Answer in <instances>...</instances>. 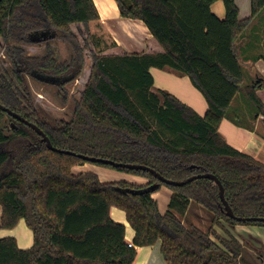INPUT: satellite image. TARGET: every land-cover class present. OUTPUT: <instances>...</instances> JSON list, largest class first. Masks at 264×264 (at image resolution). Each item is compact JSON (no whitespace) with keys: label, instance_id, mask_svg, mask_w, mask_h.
Wrapping results in <instances>:
<instances>
[{"label":"trees","instance_id":"trees-1","mask_svg":"<svg viewBox=\"0 0 264 264\" xmlns=\"http://www.w3.org/2000/svg\"><path fill=\"white\" fill-rule=\"evenodd\" d=\"M115 1L123 18L148 27L161 51L104 48L90 29L99 19L92 0H2L0 52L11 68L0 74L1 105L37 125L60 150L145 165L176 182L213 174L235 216L264 218V164L229 145L219 131L244 86L235 44L251 20H239L236 0ZM218 1L225 6L224 19L212 10ZM251 6L254 17L264 0H251ZM60 42L68 46L62 58L53 45ZM40 44L46 46L43 55L27 52ZM152 68L188 76L207 101V113L200 115L167 91L155 93ZM29 78L55 89L59 102L50 114ZM78 84L76 96L70 87ZM260 84L257 80L246 91L257 118L264 117L256 92ZM86 163L49 150L34 129L0 109L1 227L13 229L25 220L34 237L27 250L15 238L0 239V264H135L138 247L158 242L166 264H241L244 246L223 221L264 227L229 218L211 179L170 186L147 171L97 163L149 180L103 183L95 173H74ZM154 184L160 186L147 191ZM163 186L172 191L166 214L152 197ZM193 206L208 215L212 225L206 231L186 220ZM112 208L125 212L135 231L132 246L125 225L111 218Z\"/></svg>","mask_w":264,"mask_h":264},{"label":"crops","instance_id":"crops-1","mask_svg":"<svg viewBox=\"0 0 264 264\" xmlns=\"http://www.w3.org/2000/svg\"><path fill=\"white\" fill-rule=\"evenodd\" d=\"M92 1L99 14V19L90 23L91 32L96 35L97 31H101L104 35V39L107 40V45H117L118 52L128 54H143L161 51V47L152 38V34L148 27L141 20L123 18L120 15L119 7L115 0ZM236 4L239 8V20L245 21L250 19L251 22L249 27L237 40L235 44V53L243 68L244 75L247 71L246 75L252 79L249 86L254 85L257 80L261 81L256 92L264 104V8L259 14L253 17L251 0H236ZM212 10L220 19L225 18L226 10L222 1L216 2L212 6ZM30 49L32 50V48ZM151 74L155 81L153 88L155 93H158L160 90L167 91L178 98L182 103L192 107L200 115L204 116L207 113L209 109L207 101L202 93L193 86L188 76L171 68H165L163 70L152 68ZM88 77L89 71H86L81 79L82 84L87 81ZM236 98L237 96L233 100V103L236 102ZM245 100L250 107L249 104L252 103L248 95ZM248 111L245 114L241 106L238 105L233 112L234 117L231 116V112H228V115L223 119L220 125L219 131L229 145L264 164V121L261 116L258 118L256 117L253 104ZM241 118H246L248 122H242ZM73 171L76 174L92 172L100 177H102L103 173H106L105 171H98L93 167L88 171L86 164L81 167L75 166ZM107 174L112 176L110 173ZM113 176L115 177L113 181L128 182L137 185H145L149 181L144 177H139L140 179L138 181H134L133 178L120 174H113ZM156 194L157 192L154 193L152 197L155 201H157L156 199L159 200L157 203L161 214H163L166 208L164 202L166 203V198H168V196L171 199L172 191L170 190L168 193H163V196L161 195L162 197L160 198L159 195L156 196ZM2 212V206L0 204V239L9 237L15 238L19 248L22 250L30 249L33 246L34 237L32 230L27 226L25 220H21L13 229H4L1 227ZM110 214L115 222L125 225L126 242L132 244L135 231L129 225L125 212L118 208H112ZM229 231L234 237L241 241L243 246L247 240L249 243L252 242L250 239L256 242L255 244L257 245L260 244L258 241L264 243V227L231 226ZM160 249V242L152 247H138L135 264H166ZM253 249H258V251L264 253L263 247L256 246ZM262 261H264V257H262Z\"/></svg>","mask_w":264,"mask_h":264},{"label":"rangeland","instance_id":"rangeland-1","mask_svg":"<svg viewBox=\"0 0 264 264\" xmlns=\"http://www.w3.org/2000/svg\"><path fill=\"white\" fill-rule=\"evenodd\" d=\"M76 29V28H75ZM97 38H99L102 43H103V47H110V45H107V40L104 39V35L101 31H97V34L95 35ZM54 46H57L59 49V55L62 58L63 56H65L68 53V50L66 48V44L63 42L60 43H53ZM68 47V46H67ZM90 47V46H89ZM32 48V50L30 49ZM34 48V50H33ZM27 52L30 54H40L43 55L44 50L46 49L45 44H40V45H30L28 47H26ZM3 53V54H2ZM70 53V52H69ZM60 60V59H59ZM89 60V58H88ZM8 58L5 56V52H0V74H5L7 73V70L11 68L10 64H8ZM88 68H90V62L87 66ZM247 73V71H246ZM245 73V81H244V86L243 89L241 90V92L237 95V100L236 102L233 103V105L231 106L229 112H231V116L234 117V111L236 110V107H238V105L241 106V108L243 109V112L246 114V112L250 109V107L252 106V104H249L250 107L248 106V104L246 103V90L247 87L251 84L252 79L246 75ZM29 83H30V87L32 88L33 93L35 94L34 96H37V100L39 102V104L41 105V107L44 109V111H46V115L50 114L49 113V108L50 111L52 110V108H54V105L57 104L58 98L54 97L55 93V89L54 88H48L46 89L44 86L40 85V84H35L30 78H29ZM80 88V84L78 85H73L70 87V90L73 91V93H76L78 90L77 88ZM78 88V89H79ZM75 91V92H74ZM38 94V95H37ZM78 92L75 94L77 96ZM36 99V98H35ZM54 103V104H52ZM249 112V111H248ZM53 115V113H52ZM58 115L60 116H65V114H63V112L59 113ZM242 122H248V120L246 118H241ZM9 121L6 119L5 120V124L8 125ZM87 167H88V171L93 167L95 169H97L98 171H105L106 173H103L102 177L99 178L102 182L107 183V182H116L115 180L113 181V179L115 178L113 176V174H120V175H124L130 178H133L134 181H138L141 176L135 175V174H131V173H127V172H122V171H118L112 167H104L101 166L100 164L97 163H91L88 162L86 163ZM81 167V166H80ZM110 173L112 174V176H109ZM133 181V182H134ZM170 191V189L166 186H163V188L160 191H157L156 196L159 195V198L163 196V193H168ZM163 192V193H162ZM162 193V194H161ZM162 195V196H161ZM166 203L164 202V206L166 205V208L164 209L163 214H166L168 212V205L170 203V197L168 196V198H166ZM158 202L159 200L156 199ZM187 220H189V222H194L196 223L198 226H200L203 230H207L211 225V221L208 217V215L198 206H193L191 211L189 212V214L186 216ZM223 226L225 229L229 230L231 228V225L224 222L223 221ZM214 229L217 231V233L222 236V237H227V234L219 227V226H214ZM252 242L249 243V241L247 240V242H245L244 244V258L241 262V264H264V261H262V257H264V253H262L261 251H258V249H253L256 246L257 247H263L264 248V243H262L261 241H258L260 244H255L256 242H254L252 239H250ZM255 245H254V244ZM254 246V247H253Z\"/></svg>","mask_w":264,"mask_h":264},{"label":"water","instance_id":"water-1","mask_svg":"<svg viewBox=\"0 0 264 264\" xmlns=\"http://www.w3.org/2000/svg\"><path fill=\"white\" fill-rule=\"evenodd\" d=\"M2 2V0H0V3ZM0 109L7 112L9 115H11L12 117H14L15 119H17L18 121H20L21 123L30 126L32 129H34L43 139V141L45 143H47V147L49 150L54 151V152H58V153H62V154H67V155H72L75 157H78L80 159L86 160L88 162L91 163H101L104 165H111L115 168H123V169H128V170H133V171H147L151 174H153L160 182L170 185V186H184L185 184L194 181L196 179L199 178H205V179H211L213 181H215V183L219 186L220 188V197L221 200L223 202V205L225 207V212L226 215L233 219V220H238L241 222H264V218H239L237 216H235V214L233 213V210L231 209V207L229 206L228 202L225 199V189L223 184L221 183V181L213 174H201V175H197V176H193L190 179L183 181V182H176V181H171L167 178H165L164 176H162L161 174H159L158 172H156L154 169L149 168L145 165H138V164H124V163H116L114 161L111 160H107V159H102V158H96V157H89L83 154H77L71 151H65V150H60L57 149L53 146V144L51 143L50 139L47 137V135L35 124L29 122L28 120H26L25 118L21 117L19 114L13 112L12 110L4 107L3 105H1L0 103ZM13 127H15L13 125ZM160 185L159 184H154L152 185L147 191H154L156 188H158Z\"/></svg>","mask_w":264,"mask_h":264},{"label":"built area","instance_id":"built-area-1","mask_svg":"<svg viewBox=\"0 0 264 264\" xmlns=\"http://www.w3.org/2000/svg\"><path fill=\"white\" fill-rule=\"evenodd\" d=\"M261 118H262V120L264 121V117H263V116H261ZM129 246H132V244H129Z\"/></svg>","mask_w":264,"mask_h":264}]
</instances>
